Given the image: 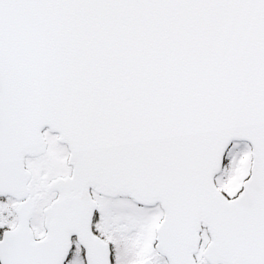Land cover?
Here are the masks:
<instances>
[{
	"label": "snow or ice",
	"instance_id": "obj_1",
	"mask_svg": "<svg viewBox=\"0 0 264 264\" xmlns=\"http://www.w3.org/2000/svg\"><path fill=\"white\" fill-rule=\"evenodd\" d=\"M0 264H264V0H0Z\"/></svg>",
	"mask_w": 264,
	"mask_h": 264
}]
</instances>
